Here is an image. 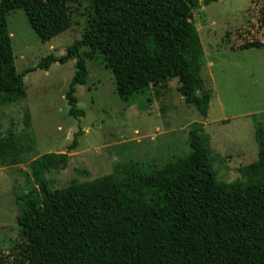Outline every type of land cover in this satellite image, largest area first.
Returning a JSON list of instances; mask_svg holds the SVG:
<instances>
[{
  "label": "trees",
  "instance_id": "1",
  "mask_svg": "<svg viewBox=\"0 0 264 264\" xmlns=\"http://www.w3.org/2000/svg\"><path fill=\"white\" fill-rule=\"evenodd\" d=\"M81 1L0 0V107L27 98L25 77L32 72L17 70L9 14L23 9L50 42L72 28L69 6ZM89 1L95 14L82 39L38 67L77 61L67 94L72 116H86L77 87L88 83L87 59L100 53L123 101L176 79L186 102L207 117L212 93L201 77L204 49L193 20L195 10L220 0ZM262 47L250 40L238 49ZM210 142L205 125L195 123L187 155L55 190L49 174L66 170L69 154L35 159L26 191L17 192L20 236L11 252H0V264H264V179L247 186L218 182Z\"/></svg>",
  "mask_w": 264,
  "mask_h": 264
},
{
  "label": "rangeland",
  "instance_id": "2",
  "mask_svg": "<svg viewBox=\"0 0 264 264\" xmlns=\"http://www.w3.org/2000/svg\"><path fill=\"white\" fill-rule=\"evenodd\" d=\"M69 7L72 28L50 42L40 39L23 9L8 16L17 70L32 72L25 77L27 98L0 107V252H11L20 236L17 192L27 189L30 163L45 154L70 156L66 170L49 174L51 190L125 177L132 165L151 169L187 155L189 131L203 123L218 182L247 186L264 179V169H254L261 156L264 161V47L238 49L250 40L264 43V0H220L194 11L204 49L201 77L212 93L206 118L186 102L176 79L123 101L100 53L87 59L88 83L77 87L86 116H72L67 94L77 61L38 68L50 56L66 55L90 26L95 10L89 0Z\"/></svg>",
  "mask_w": 264,
  "mask_h": 264
}]
</instances>
